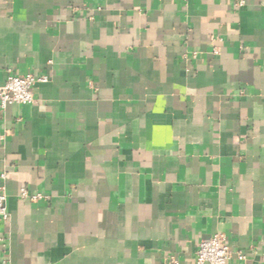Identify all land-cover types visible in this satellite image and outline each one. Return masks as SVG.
Instances as JSON below:
<instances>
[{"label": "crops", "instance_id": "0c3cea01", "mask_svg": "<svg viewBox=\"0 0 264 264\" xmlns=\"http://www.w3.org/2000/svg\"><path fill=\"white\" fill-rule=\"evenodd\" d=\"M9 72L0 264H264V0H0Z\"/></svg>", "mask_w": 264, "mask_h": 264}, {"label": "built area", "instance_id": "2783aa9c", "mask_svg": "<svg viewBox=\"0 0 264 264\" xmlns=\"http://www.w3.org/2000/svg\"><path fill=\"white\" fill-rule=\"evenodd\" d=\"M45 76L25 75L17 76L9 72L4 85L0 89V108L8 106H24L34 102L32 89L37 83H47ZM0 179L4 180L5 175L1 174ZM19 197L23 200L36 202L45 198L40 194H31L25 188L19 191ZM9 214L6 208V195L3 186H0V221H8ZM231 251L224 235L215 234L202 239L197 247L195 264H227ZM168 264H178L176 259L171 258Z\"/></svg>", "mask_w": 264, "mask_h": 264}]
</instances>
